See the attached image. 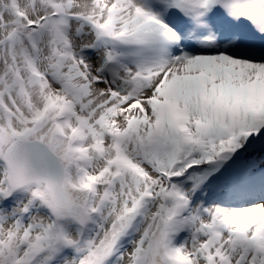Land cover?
Returning a JSON list of instances; mask_svg holds the SVG:
<instances>
[{
	"label": "snow or ice",
	"instance_id": "obj_1",
	"mask_svg": "<svg viewBox=\"0 0 264 264\" xmlns=\"http://www.w3.org/2000/svg\"><path fill=\"white\" fill-rule=\"evenodd\" d=\"M0 264H264V0H0Z\"/></svg>",
	"mask_w": 264,
	"mask_h": 264
}]
</instances>
